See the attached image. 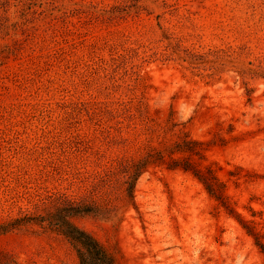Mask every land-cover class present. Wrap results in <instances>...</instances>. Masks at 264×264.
Returning a JSON list of instances; mask_svg holds the SVG:
<instances>
[{
	"label": "rangeland",
	"instance_id": "rangeland-1",
	"mask_svg": "<svg viewBox=\"0 0 264 264\" xmlns=\"http://www.w3.org/2000/svg\"><path fill=\"white\" fill-rule=\"evenodd\" d=\"M133 113V115H132ZM187 136L229 209L151 165ZM67 205L121 264H264V0H0V224ZM0 231V264H79L47 221ZM48 226V227H47Z\"/></svg>",
	"mask_w": 264,
	"mask_h": 264
},
{
	"label": "trees",
	"instance_id": "trees-1",
	"mask_svg": "<svg viewBox=\"0 0 264 264\" xmlns=\"http://www.w3.org/2000/svg\"><path fill=\"white\" fill-rule=\"evenodd\" d=\"M133 115V113H132ZM203 141L194 140L187 136L175 139L170 142L161 143L160 146L150 145L148 149L136 158L130 165L128 171L127 195L132 200V191L134 181L151 165L166 164L169 169H183L190 171L202 184L207 192L221 203L225 208L228 205L225 201L224 184L213 172L210 167H199L191 157L194 155L202 156ZM100 208L88 205H67L58 207L54 212H48L44 216L39 217H23L9 224H0V231H5L8 227L16 225L18 221H37L42 224L47 221L50 228H56L67 237L75 250L79 264H121L116 252L111 251L108 247L102 244L96 237L85 229L74 224L69 216L95 213ZM236 217H239L243 227L247 233L254 238L256 246L264 253V242L260 240L258 234L253 230V227L246 223L240 215L234 212ZM47 226V227H48Z\"/></svg>",
	"mask_w": 264,
	"mask_h": 264
}]
</instances>
